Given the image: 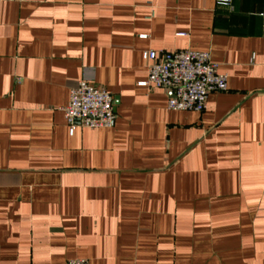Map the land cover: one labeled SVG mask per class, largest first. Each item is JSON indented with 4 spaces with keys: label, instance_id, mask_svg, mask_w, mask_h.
<instances>
[{
    "label": "crops",
    "instance_id": "obj_1",
    "mask_svg": "<svg viewBox=\"0 0 264 264\" xmlns=\"http://www.w3.org/2000/svg\"><path fill=\"white\" fill-rule=\"evenodd\" d=\"M207 51L202 112L140 85ZM87 78L113 126L67 124ZM264 264V0H0V264Z\"/></svg>",
    "mask_w": 264,
    "mask_h": 264
},
{
    "label": "built area",
    "instance_id": "obj_2",
    "mask_svg": "<svg viewBox=\"0 0 264 264\" xmlns=\"http://www.w3.org/2000/svg\"><path fill=\"white\" fill-rule=\"evenodd\" d=\"M216 3L231 6L232 0H216ZM143 57L148 62V78L140 85L170 91L167 105L170 110L202 112L211 93L228 89L227 75L219 72L218 64L207 51L149 50ZM63 111L71 133L77 127H111L116 118L113 95L87 78L71 87ZM64 264H90V261L77 257Z\"/></svg>",
    "mask_w": 264,
    "mask_h": 264
},
{
    "label": "water",
    "instance_id": "obj_3",
    "mask_svg": "<svg viewBox=\"0 0 264 264\" xmlns=\"http://www.w3.org/2000/svg\"><path fill=\"white\" fill-rule=\"evenodd\" d=\"M116 103H117V101L114 100V104H116Z\"/></svg>",
    "mask_w": 264,
    "mask_h": 264
}]
</instances>
